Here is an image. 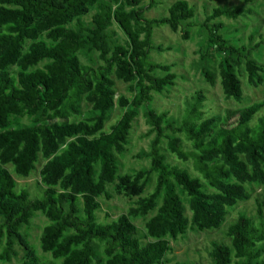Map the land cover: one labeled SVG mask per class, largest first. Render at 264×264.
<instances>
[{
    "label": "trees",
    "instance_id": "16d2710c",
    "mask_svg": "<svg viewBox=\"0 0 264 264\" xmlns=\"http://www.w3.org/2000/svg\"><path fill=\"white\" fill-rule=\"evenodd\" d=\"M92 7L96 12L84 21ZM242 14V8L214 9L202 26L208 46L223 56L219 65L223 94L237 102L243 89L236 70L244 62L248 84L258 87L264 85L263 69L249 59L245 47L235 48L222 38L221 23H210ZM194 15V9L180 0L160 19H146L140 0H0L2 260L10 262L21 252V264H52L35 254L23 232L42 213L47 225L40 236L41 251L62 264H102L103 259L105 264H168L170 240L190 230H219L228 210L248 200V186L264 185V116L257 118L264 102L244 108L235 123L216 130L215 120L205 118L202 111L205 96L200 90L177 123L146 108L151 94L172 87L176 78L169 66L150 59L154 30L167 26L177 32ZM114 25L125 37L123 44L111 30ZM95 54L100 65L81 63L80 55L92 59ZM12 67L18 69L15 75L9 72ZM157 70L165 75L157 76ZM203 72L207 83L215 85L213 73L206 68ZM114 79L128 84L130 97L116 98ZM82 101L90 109L77 120ZM143 106L154 137L149 152L139 157L149 158L150 166L120 178L118 192L125 197L142 195L152 175L154 188L126 214L100 223L98 199L111 198L107 187L117 178L119 156L126 151ZM115 107L121 116L106 131ZM24 118L30 124L21 123ZM177 135L184 136L188 147ZM164 139L170 153L178 161H191L199 177L167 162L161 152ZM40 157L45 162L40 170L41 195L16 191L8 167L28 178ZM181 195L188 199L190 217ZM151 212L155 214L142 233L132 219ZM226 236L229 244L212 243L213 264H264V205L258 207L256 218L240 216Z\"/></svg>",
    "mask_w": 264,
    "mask_h": 264
},
{
    "label": "rangeland",
    "instance_id": "374dc122",
    "mask_svg": "<svg viewBox=\"0 0 264 264\" xmlns=\"http://www.w3.org/2000/svg\"><path fill=\"white\" fill-rule=\"evenodd\" d=\"M179 0H140V7L144 9V17L146 19H160L168 15V8ZM185 1L194 9L195 15L193 19L182 22L177 32L167 26L156 28L153 34V46L155 49L150 53L152 62L169 66L170 72L175 75L174 85L167 87L162 93H152V100L146 104L147 109L155 111L157 114H166L168 119L179 122L186 109L187 103L191 101L194 93L198 90L202 91L205 96L202 111L205 118H213L216 122L215 129L218 126L227 123L233 124L238 118L239 113L246 107L257 103L264 102V85L252 87L247 82V73L244 62L237 71L239 80L243 89V98L240 102L233 99H226L219 79V65L222 57L216 51L208 46V38L205 30L202 29L206 21L214 9H234L242 8L243 14L236 19H230L221 16L212 23H221L223 28L219 31L222 38L228 41L235 48L245 47L252 59L261 66L264 78V0H254L252 3L246 4L244 0H180ZM128 9V8H127ZM96 12V8H90L89 14L83 18L84 21H90L92 15ZM116 34V40L123 44L125 37L122 32L114 25L111 28ZM80 61L86 66L96 67L101 64L98 55H93L92 59L84 55H80ZM203 68L208 69L215 76V85L210 86L204 76ZM18 69L10 68V73L15 75ZM157 76H164L165 73L156 71ZM115 89L117 91L116 98L119 95L130 97L128 84L114 79ZM90 109V105L85 101L81 102V115L77 120L83 119L86 112ZM145 107L138 110L132 130L130 131L129 142L126 151L119 156L117 178L113 184L108 185L107 189L110 199H98L101 209L97 214L100 223H109L122 214H126L128 210L134 206L135 201L140 197L151 192L155 185V175H152L149 184L142 195L133 197H125L118 192L120 178L125 175L133 174L137 171L147 169L150 166V159L139 155L148 153L150 143L154 137L151 132V126L146 122L144 116ZM121 111L115 107L109 114L105 125V130L109 131L116 121L120 118ZM264 116V110L258 117ZM257 118L254 123L257 122ZM23 124H30V120L24 118L21 120ZM165 125V124H164ZM166 134H170L166 132ZM183 143L188 147L183 135H177ZM187 150H190L187 148ZM161 152L165 155L167 162L177 164L181 168L187 169L193 176L199 177L200 174L195 172L192 162H181L173 156L167 148V140L161 143ZM42 158H39L35 170L28 178L18 177L13 169L9 166L12 177L17 182L16 191L26 190L31 197L40 196L44 186L41 184L40 170L44 165ZM206 190H210L206 186ZM249 198L247 201L239 203L235 208L228 210L225 223L219 230L210 232L188 231L186 235L178 238L176 241L170 240L171 251L167 253L166 258L170 261L168 264L187 263V264H213L209 252L213 242H223L229 244L226 236L227 228L235 223L240 216L256 218L257 209L260 205H264V185L251 184L247 188ZM185 214L190 217L188 208V199L181 195ZM155 212H151L146 218L137 217L132 219L134 225L145 233V223L152 217ZM47 225V220L42 213H37L28 228H24L23 232L27 234L28 243L35 254L44 261L52 264H62V260H54L50 254H45L40 248V236L43 228ZM4 240L0 245V255L3 251ZM23 253L19 252L16 259L10 262L0 258V264H21ZM235 261V260H234ZM102 264H105L103 259Z\"/></svg>",
    "mask_w": 264,
    "mask_h": 264
}]
</instances>
